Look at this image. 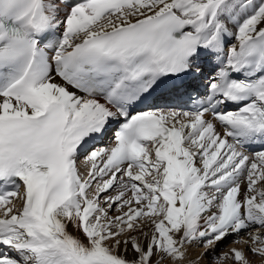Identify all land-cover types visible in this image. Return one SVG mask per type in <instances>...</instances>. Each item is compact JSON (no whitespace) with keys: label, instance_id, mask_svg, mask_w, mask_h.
<instances>
[{"label":"snow or ice","instance_id":"obj_1","mask_svg":"<svg viewBox=\"0 0 264 264\" xmlns=\"http://www.w3.org/2000/svg\"><path fill=\"white\" fill-rule=\"evenodd\" d=\"M0 264H264V0H0Z\"/></svg>","mask_w":264,"mask_h":264},{"label":"rangeland","instance_id":"obj_2","mask_svg":"<svg viewBox=\"0 0 264 264\" xmlns=\"http://www.w3.org/2000/svg\"><path fill=\"white\" fill-rule=\"evenodd\" d=\"M232 240H233V238H232V239L230 238V240L225 241V244H226L228 247H229V246H232V245H236V246H238V247H241V246H242V244H232V243H231ZM200 249H201V248H196L195 246H193V248L191 249V253H193L192 256L194 257V256L196 255V253H198V252L200 251Z\"/></svg>","mask_w":264,"mask_h":264},{"label":"bare ground","instance_id":"obj_3","mask_svg":"<svg viewBox=\"0 0 264 264\" xmlns=\"http://www.w3.org/2000/svg\"><path fill=\"white\" fill-rule=\"evenodd\" d=\"M108 143H109V142H106L105 145L108 144ZM230 237H231V236H230ZM228 240H229V239H228ZM229 247H238V246H236V245H232V246H229ZM241 247H243V245H242ZM201 251H202V249H200L199 252H201ZM199 252H198V253H199ZM198 253H196V254H198ZM191 254H193V253H191Z\"/></svg>","mask_w":264,"mask_h":264}]
</instances>
